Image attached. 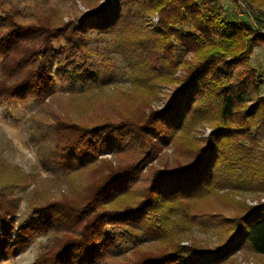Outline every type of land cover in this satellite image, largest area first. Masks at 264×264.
Instances as JSON below:
<instances>
[{"label":"rangeland","instance_id":"rangeland-1","mask_svg":"<svg viewBox=\"0 0 264 264\" xmlns=\"http://www.w3.org/2000/svg\"><path fill=\"white\" fill-rule=\"evenodd\" d=\"M117 1L0 0V37L12 31L8 20L15 27H29L34 33L30 43H22L21 48L6 44L8 57H0V84L9 85L22 75L14 62L31 48L41 47V32L48 34L44 44L46 66L54 84L51 95L45 99H0V215L15 224L16 232L29 225L41 227V232L21 253L0 264H37L42 259L44 264H52L50 257L66 240L73 244L86 237L90 231L84 229L79 218L82 208L92 209L98 204V200L91 201L95 188L112 172H117L114 179L128 173L124 183L129 185L124 193L103 203L101 212H124L137 207L148 197L156 171L190 164L198 149L208 146L212 127L220 124L217 98L209 94L213 89L206 84L220 77L219 73L228 74L232 68L235 70L229 74L233 77L251 72L258 85L256 102L237 109L234 121H251L244 118L243 111L254 110L257 114L255 105L264 107V44H257L244 64L238 60L226 62L224 57L220 58L222 62L213 60V65L201 73L204 79L199 81L200 94L190 114L180 115L179 121L184 122L180 130L165 142L157 140L153 146L159 132L144 123L151 120L153 113L172 106L176 88L200 61L195 58V51L191 52L177 39V34L194 38V45L200 44L197 49L207 45L210 50L213 46L220 48L223 39L213 34L208 42L193 33L201 16L178 22L168 20L173 23L170 28L160 27V17L153 5L140 2L132 12L124 7L119 22L113 26L104 25L100 30L84 33L76 31L84 18L92 16L93 9H105ZM205 1L208 8L216 11L214 24L220 33L230 35L239 29L264 33V0ZM198 5L203 13L202 3ZM250 9L256 10V14ZM167 16L170 14L165 13ZM168 29L173 31L172 35ZM35 33L39 34L37 38ZM164 44L169 45L166 50ZM70 72L73 77L67 78L65 75ZM13 73L18 76L7 77ZM57 125L63 129L110 125L120 126L121 131L107 151L98 152L89 164L74 168L60 162L65 161L61 152L55 156L59 142L51 132ZM236 126H232L234 130ZM249 131L254 142L242 140L231 129L225 130L223 137L233 134L232 137L214 134L217 166L211 186L205 191L155 204L129 226L110 222L106 228L108 254L97 264H131L149 255L170 252L177 257L179 252L191 250L213 254L225 247L238 219L250 207L264 205V192L257 191H264V139L256 136V126ZM235 156L242 159L244 166L240 170L224 164ZM225 181L231 183V189L227 190ZM216 264L264 262L244 245Z\"/></svg>","mask_w":264,"mask_h":264},{"label":"trees","instance_id":"trees-1","mask_svg":"<svg viewBox=\"0 0 264 264\" xmlns=\"http://www.w3.org/2000/svg\"><path fill=\"white\" fill-rule=\"evenodd\" d=\"M164 1L118 0L106 6L105 9H93L91 11L93 13L92 16L84 18L76 26V31L81 33H84L85 30H100V27L104 25L113 26L114 23L117 24L119 22L121 10L124 7L130 8L132 12L134 7H136V3L140 2V5H153V9L160 17V27L166 25L167 28H170L169 25H173L170 22L183 21L192 16H201L197 20L198 23L193 33L205 38L208 42H210L211 35L213 34L223 39L222 44L218 45L220 48L213 46V49L210 50V46L207 45L205 48L201 46L200 49H197L200 44L194 45V38L188 37L186 39L183 35L177 34V37H179L177 39L182 41L191 52L195 51V58H199L200 61L192 69L188 67L190 70L187 72L184 82L175 90L172 106L168 110L153 113L151 120L144 123V125L159 132L155 141L151 143L153 146L157 145V140L165 142L175 132L180 130L184 123L183 121H179L180 115L181 113L190 114L191 108L196 102L195 98L200 94L197 92L199 81L204 79L201 77V73L213 65V60L222 62L223 60L220 58L224 57L225 59L227 58L226 62L230 60L236 62L238 60L240 64H244L251 55L252 48L257 44H264L263 32L253 33L251 29H244L243 31L239 29L238 33H229L230 35L220 33L219 27L214 24L216 11L208 8V3L205 0H169V3L172 4H165ZM200 2L203 5V13L199 10L198 4ZM245 2L248 3L249 1L245 0ZM250 12L254 15L257 11L250 9ZM165 13H169L170 16L165 17ZM8 22L12 31L0 37V57L3 58L8 57V51L5 48L6 44L12 45V48H21L22 43H30V39L33 38L32 34H34L29 27L17 28L9 20ZM0 25H3L2 21H0ZM58 30L61 32V28ZM37 32L39 33V31ZM172 32L168 29L169 35H172ZM38 33H35V38L39 36ZM164 34V32H161V37H164ZM38 38H40L41 47L38 49L31 48L14 62L17 66H15L16 71L21 72L22 75L9 85L0 84V99L4 101L13 99L23 101L30 97L45 99L51 95L54 84L49 69L46 66L44 46L45 38H48V34L46 35L44 32H41V37ZM167 47L169 45L164 44L163 48L165 50ZM234 70V68L229 69L228 74L219 73L220 77L211 79V82L206 83L207 85H211L213 89L209 94L214 95L215 99L217 98L218 119L220 123L215 128L212 127L208 146H202L198 149L194 160L190 164L176 167L173 170L156 171L148 197L142 200L137 207L126 209L124 212H101V205L103 203H106L114 196L124 193L126 187L129 185L125 184L126 182L124 183L126 177L129 176L127 172H124L127 175L117 179H114L117 176L116 171L110 174L113 175L112 177L107 175L103 179V182L95 188L91 198V201L94 202L98 200V204L91 206L92 209L85 206V208H82L84 210L83 215L79 216L80 220L84 223V229L90 231L89 234L86 237H81L80 241L73 244H69L71 240H66L61 249L50 257L52 264H62L59 263L60 261H63V264H97L107 257L108 250L105 246L109 242V237L107 236L106 228L111 223L115 224L117 222L123 226L132 225L133 222H138L144 217L147 209L155 204H165V202L176 199L188 198L199 190L205 191L209 188L212 183V175L215 176L214 169L217 166L216 160L218 156L214 145V141H216L214 134L216 132L217 135L223 137V132L231 129V132H238L237 134H239L242 140L250 139L254 142L255 137L250 135L249 129L252 126H256L258 130L255 133L256 136L264 139V107L254 103L257 104L255 105V108L258 110L257 114L253 112L254 110H245L242 113V115L246 116L244 118H250L251 121H234L237 117V109L245 104L256 102L254 98L258 91V85L253 73L246 72L233 77L229 72H233ZM16 76L18 75L13 73L7 77L14 78ZM65 76L72 78L73 74L70 72ZM223 79L225 80L224 83L222 82ZM233 125H237L235 127L237 130L233 129ZM118 131H121L120 126L66 127L63 129L57 125L54 131L51 132L54 140L59 142L58 151H56L55 156L57 157L61 152L62 156L65 157V161H60L61 163L63 162L74 168L85 166L92 162L90 159L94 158L98 152L109 149V143L116 138V134L120 135V133H117ZM126 136H129V134ZM229 136L232 137L233 134L226 135L223 138ZM146 145L149 146V144ZM148 149H151V146ZM148 157L151 158V155ZM241 160L235 156L234 159L226 161L224 164L228 168L240 170L244 166ZM119 184L122 185L121 188ZM225 184L227 190L232 188L229 181H225ZM257 191L264 192L261 189H257ZM43 224L40 221V225L42 226ZM0 227V263L21 253L28 243L35 238L37 233L41 232V227H33L31 225L19 228L16 232L15 224L5 215H0ZM13 234H15L14 237L12 236ZM144 236H146L145 230ZM225 242V247L218 248L213 254L206 252L199 254V250H191L185 254L179 252L178 256L175 257L174 253L169 252L160 256L149 255L131 264H216L225 258V255L240 250L244 245H248L250 250L260 256L264 262V205L257 204L250 207L238 219L235 229ZM41 262V264H44L43 259Z\"/></svg>","mask_w":264,"mask_h":264}]
</instances>
